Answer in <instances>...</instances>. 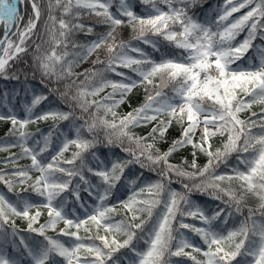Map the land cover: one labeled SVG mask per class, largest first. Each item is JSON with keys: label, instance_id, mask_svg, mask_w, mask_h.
<instances>
[{"label": "snow or ice", "instance_id": "snow-or-ice-1", "mask_svg": "<svg viewBox=\"0 0 264 264\" xmlns=\"http://www.w3.org/2000/svg\"><path fill=\"white\" fill-rule=\"evenodd\" d=\"M30 2L32 15L21 27L24 17L19 6L24 0H0V24L4 26L0 76L5 79L19 78L7 74L9 61L28 51L27 41L41 18L39 4L36 0ZM141 2L148 6L143 15L133 11L130 0H48L44 30L55 47L50 53L40 54L41 45L36 44L34 63L42 78L56 83L71 80L62 92L58 88L48 90L59 92V99L67 103L69 110L49 108L35 114L34 109L48 96L33 93L30 104L23 106V118L11 109L0 114V121L11 124L8 137L12 141L0 150L20 148L19 153L10 152L5 158L12 171L9 174L0 170V183L9 192L17 185L28 184L41 198L35 202L17 192V200L12 202L0 193V264H21V259L9 256L5 244L14 250L22 246L28 264H121L116 255L121 249L130 254V258L123 257L127 264H173L174 257H187L193 264H264V223L252 219L255 210L248 209L249 217L239 227H228L230 218L242 213L245 194L258 197L259 210L264 214V118L257 124L251 117L241 119L239 115L254 104L264 105V45L255 46L258 64L249 62L248 67H241L237 63L254 47V40H264V0H225L216 19L204 22L189 15L188 8L196 0ZM53 9L60 10V18ZM241 9L248 10L230 19ZM82 13L94 15L108 30L87 43H77L73 39L77 33L94 32L92 26L80 22ZM124 26L131 27L134 35L128 41H118V29ZM245 31V38L234 43ZM11 36L18 39L13 41ZM140 45L161 53L159 60ZM69 46L71 53L67 51ZM170 46L177 51H162ZM56 48L63 50L58 53ZM101 49L107 53L106 60L97 55L93 70L73 71ZM97 64L104 67L96 70ZM109 73L119 79H108ZM79 76L85 79L77 83ZM157 78L159 83H154ZM109 87L112 91L101 99H88ZM138 87L145 88L144 103L118 116L115 109ZM151 88L159 90L153 94ZM166 88H170L171 95L164 91ZM77 108L85 114L92 108L96 111L84 119L83 115L76 116ZM101 110L104 116L99 115ZM108 115L111 120L106 118ZM47 120L54 122L47 134L39 128L29 131V125ZM78 120L83 123L77 125ZM60 121L72 122L73 138L60 130ZM154 121L155 126L145 136L132 131ZM173 122L180 126V136L161 151L157 144L166 142ZM217 136L223 138L222 143L213 149L211 140ZM101 143L119 147L127 158L105 163L95 151ZM70 146L75 150L66 159L64 153ZM188 146L193 149L190 164L186 158L180 164L170 162L173 153ZM197 152L207 157L203 166L197 164ZM232 156L235 164L229 168ZM23 158L31 163L19 166ZM136 165L142 171L126 179L129 194L110 204L117 185L125 179L126 169ZM221 165L228 171L217 174ZM144 170L154 173L156 179L144 180ZM31 172L38 175L33 177ZM233 181L239 183V192L232 188ZM173 183H179L180 190L172 188ZM23 191L27 189L21 188ZM81 191L94 200L91 206L82 200ZM194 193L219 201L224 207L217 204L209 214L191 199ZM75 205L84 209L83 218L76 215ZM42 210L47 211L48 219L33 227ZM121 212L123 218L114 221L113 216ZM13 217L27 220L28 231L43 239L27 242L19 235ZM185 217L197 219L201 226L185 223ZM61 222L64 227L55 236L46 234L49 229L55 231ZM9 224L10 233L6 229ZM81 229L84 236L80 235ZM186 229L199 237L203 247L189 239ZM194 253L203 259H197ZM238 257H244L243 262Z\"/></svg>", "mask_w": 264, "mask_h": 264}, {"label": "trees", "instance_id": "trees-1", "mask_svg": "<svg viewBox=\"0 0 264 264\" xmlns=\"http://www.w3.org/2000/svg\"><path fill=\"white\" fill-rule=\"evenodd\" d=\"M134 1V6L135 8L133 11H135L138 15H143L146 8L148 6L144 5L141 0H133ZM36 2L39 4L40 9H41V18L37 24V28L35 29V34L27 41V48L28 51L26 53H22L19 55L18 58L9 61V67L7 70V74L9 76H17L19 77L18 79H5L4 77L0 76V114H6L8 113L9 109L14 111L19 117L23 118L25 115L24 112V104L28 103L30 104L31 99H32V94H45L48 96V100L44 101L39 105L36 109H34L35 114H39L41 111H47L49 108L52 109H59L62 111H68V105L67 103L63 102L61 99H59V92H52L50 93L48 90L50 88H58L60 92L64 91V84L70 83L71 80H64L59 83H56L54 79H48V78H42L41 73L39 70H37L35 63H34V56H36L38 53L35 51V45L40 44L41 45V53L43 54L45 52H51V50L55 47L53 43L48 42L50 40L49 35L45 32L44 26H45V21L48 19V0H36ZM225 0H196V3L194 6H189L188 11L189 15L193 16L194 18H197L200 22H204L206 19H211L215 20L217 15H218V10H221L224 6ZM113 12L116 11L115 6L111 9ZM166 10V8H165ZM241 11H244V9H241ZM239 12V13H233L237 17L239 15H242L244 12ZM21 15L24 17V21L21 23V27L23 26V23H25L28 19L29 16L32 15V7H31V2L30 0H24V3L21 4ZM53 14L57 17L60 18L61 12L59 9H53ZM80 22L85 24L86 26H92L94 29L93 34L91 35H85L84 32H79L77 33L73 39L77 43H87L88 41L95 39L96 34H102L105 33L108 29L107 26L100 24L98 22V18L95 17L94 15H88L87 13H82ZM15 31V28L13 29ZM245 32H241L236 38H240L242 35H244ZM3 34V26H0V38L2 37ZM134 35L131 27L129 26H124L120 29H118V34H117V40H124L128 41L132 38ZM11 39L13 41H16L18 38L16 36H11ZM260 42L264 43V40H261L257 38L256 40L253 41V48H250L247 53H245V56L241 59V61H238L241 65V67H248L249 62L253 64H258L259 63V54L257 53L255 46H259ZM144 47L145 45H140ZM58 53L62 51L63 49L56 48L55 49ZM69 53L73 51L71 46L67 49ZM78 51V49H77ZM145 51H148L152 53L153 57L157 60H159L161 53L156 52L153 53L152 49L149 46H146ZM162 51H167L168 53H173L176 52L177 50L173 49L171 46ZM178 54V53H177ZM94 55V54H93ZM90 56L87 60H84L76 67H74L73 71L76 73H83L86 69L87 70H93V60L96 59V56L99 55V57L102 60H106L107 58V53L105 50L101 49L98 50L95 56ZM68 59H72L71 56L68 57ZM104 65L102 64H97L95 65V69L99 70L102 69ZM125 72H128L129 70L124 69ZM134 75V74H133ZM108 79L112 80H118L119 77L115 76L114 74L109 73L107 76ZM43 79V83L41 82ZM85 79L84 76H79L77 83L80 81H83ZM154 83H159V80L154 81ZM47 85V86H46ZM151 92L154 94L155 91H158L159 89L157 88H151ZM73 93L75 92V89L72 90ZM112 89L105 88L102 92L97 94L95 97H88V99H96L99 100L105 95H107L109 92H111ZM168 95H171V90L170 88L164 89ZM7 94V95H5ZM145 88L144 87H138L133 90L131 94H129V97L127 101L124 104H121L119 107L115 109V111L118 113V116H123L129 111H132L133 108L139 107L141 104L144 103L145 101ZM117 99L119 96L116 97ZM245 99H247L245 97ZM96 109L92 108L89 110V113H81L80 110L77 108L75 110L76 116H81L83 115L84 119H88L89 115L93 112H95ZM256 113V116L252 117V113ZM100 116H104L103 110L100 111L99 113ZM241 119H248L251 117L253 120L257 122V124L260 123L261 119L264 118V105L262 104H254L251 109L246 110L244 112H241L240 114ZM107 119L111 120L112 117L111 115H108L106 117ZM166 119V117H164ZM53 121L52 120H47V121H40L36 124H31L28 126L29 131L36 132L37 128L40 129V131L44 134H47L48 131L52 128L53 126ZM71 121H60L59 122V128L63 132L66 133V135L69 138L74 137V131L71 130ZM83 123V120H78L76 121V124L79 125ZM156 122H152L148 125L145 126H140L132 129V131L139 135V136H145L147 135L152 127H154ZM11 128V124L9 122L5 121H0V148L5 147L8 143H11V138L8 137V132L9 129ZM258 129H253V131H257ZM181 128L178 124L173 122L172 126L168 129V132L166 133V142L158 143L157 147L161 149V151L167 150L168 146L170 145L171 141L173 139H177L180 136ZM104 133H100V137L103 138ZM39 138V135L37 136ZM198 138V136L196 137ZM221 137L217 136L212 138L211 143L213 146V149L216 147L220 146L222 143ZM54 144L56 143L55 141V136L53 138ZM74 147L70 146L69 150L64 153V158L70 159L71 158V153L74 151ZM97 155L100 157V159L104 160L105 163H108L110 160L114 158H127L126 154L121 151L119 147H105L103 143H101L97 149L95 150ZM192 151L193 149L191 146H188L186 148H182L179 151L173 153V155L170 157V162L174 164H180L183 159H187L189 164L191 163L192 160ZM11 153H19L20 148L19 147H13L10 148L9 150H0V170H3L7 173H11L12 171V165L11 164H5V158L9 156ZM89 162L93 163L91 161V157H88ZM197 164L200 166H203L207 162V157L203 153L197 152V157H196ZM31 163L30 159L23 158L18 161L19 166H27ZM235 164V156H232L229 158L228 161V166L231 168ZM187 167V165H185ZM190 170V169H189ZM142 170L139 168L138 165L136 166H130L128 169L125 171V179H122V181L117 185V188L115 189L114 195L110 198L109 203L113 204L116 203L118 199H125L127 195L130 192V189L125 187L126 179H132L135 178V176L139 175V173ZM228 171V168H225L224 165H221L219 169H217V174H221L222 172ZM31 176L35 177L38 175L36 172H31ZM93 182H95V178L93 177ZM144 180H155L156 176L154 173H150L146 170H144ZM28 183H31L30 181ZM232 188L239 192V183L236 181L232 182ZM21 188L27 189V191L21 192ZM172 188H175L177 190H180L181 186L179 183H173ZM20 192L22 196L26 198H31L35 202H39L41 198L35 195L31 191L30 188H28V184H25L23 186L17 185L15 190L13 192H9L7 187L0 183V193H4L6 197L12 201L15 202L17 200V195L16 193ZM81 197L82 200L89 206H91L94 203V200L89 197L87 192L81 191ZM69 199L71 200V196L69 195ZM191 199L198 204L201 208L205 209L206 212L210 214L211 210L216 208L217 204L220 205V207H224L223 204H221L219 201H213L211 200L208 196L201 195L199 193H194L191 197ZM259 205H260V200L258 197L255 195L248 193L245 194L243 204H242V213H236L234 214L230 220L228 227L229 228H237L240 226L242 221H245L249 217V211L248 209H254L255 211L252 213V219L256 221V223H264V214L259 210ZM73 204H69L68 207L71 208ZM77 212L76 215L80 216L83 218L84 215V209L80 208L79 205H75ZM231 210V209H229ZM142 217L146 216V214H141ZM124 214L121 212L120 214L114 215L113 220H119L123 218ZM72 218V217H70ZM15 221V227L19 229V235H22L25 237V240L29 242L30 244L34 242L35 240H42V237H39L36 233H30L28 231V221L19 217H13L12 218ZM48 219L47 217V211L42 210V214L38 219V222L33 225V227H39L40 224L45 223V221ZM139 222V221H137ZM185 223L189 224H194L196 226H201L200 222L197 219H194L192 217H185L184 219ZM249 225H251L252 221L248 220ZM64 227L63 222L59 223L57 225V228L55 231L49 229L47 231V235L49 236H55L56 233L59 231L60 228ZM6 229L9 231L11 230V224L6 225ZM94 231V229H93ZM185 234L189 237L190 240H192L194 243L197 245H202V241H200L199 237L196 236L194 233H191L190 230H184ZM101 234L103 235V230H101ZM80 235L84 236L85 233L81 229ZM118 239H123L122 236H118ZM241 237H238L240 239ZM18 239V237H17ZM62 240L67 241V237H61ZM5 247L8 248L9 253L14 254V255H20L25 261H27L26 255L23 251L22 246L16 250L12 248L10 244H5ZM139 247L143 248V245H139ZM186 251H191L190 249H186ZM117 258H120L121 264H127V260L123 259L124 256L128 255L130 258V254L127 252L126 249H121L119 253L116 254ZM194 255L197 256V259H203L202 255L194 253ZM61 259V258H57ZM238 260L243 262L244 257H238ZM248 259H251L250 257ZM176 261H180L181 264H193V262L188 259L187 257H174L173 258V264H175Z\"/></svg>", "mask_w": 264, "mask_h": 264}, {"label": "rangeland", "instance_id": "rangeland-1", "mask_svg": "<svg viewBox=\"0 0 264 264\" xmlns=\"http://www.w3.org/2000/svg\"><path fill=\"white\" fill-rule=\"evenodd\" d=\"M130 4L133 5V1H132V0H130ZM160 6H161V7H164L163 5H160ZM19 7H20V6H19ZM241 39L243 40L244 38H241ZM242 40H241V41H242ZM239 42H240L239 40L236 41V42L234 41V43H239ZM95 54H96V53H94L93 56H95ZM198 135H199V132L197 133V136H198ZM9 256L11 257V256H13V255H9ZM14 257L21 259V257H19V256H14ZM21 264H28V262H25V261H23V260L21 259Z\"/></svg>", "mask_w": 264, "mask_h": 264}]
</instances>
